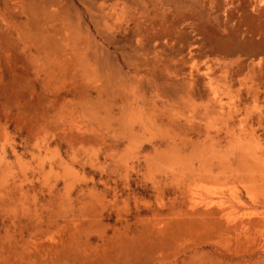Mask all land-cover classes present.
<instances>
[{"label":"rangeland","instance_id":"1","mask_svg":"<svg viewBox=\"0 0 264 264\" xmlns=\"http://www.w3.org/2000/svg\"><path fill=\"white\" fill-rule=\"evenodd\" d=\"M101 1L0 0V264H264V0ZM130 84L174 112L134 142Z\"/></svg>","mask_w":264,"mask_h":264},{"label":"bare ground","instance_id":"2","mask_svg":"<svg viewBox=\"0 0 264 264\" xmlns=\"http://www.w3.org/2000/svg\"><path fill=\"white\" fill-rule=\"evenodd\" d=\"M133 2L137 3V4H141L143 0H132ZM109 2H107V0H102L100 3V7H99V11L105 15H112L114 13H120V12H116V8L113 4H111L109 6ZM107 7L106 9L104 7ZM137 23L139 26H141V21L140 19H137ZM157 38L159 39L160 37L157 36ZM151 42H148L146 44L148 45H152L154 47V49L152 48H147V53L148 55L152 57L153 60V70L154 68L160 63L161 64V69L166 67V62H165V56L162 55L160 52H162V48L160 47L159 49H157V40H155V37H151L149 39ZM181 49H183V45L180 47ZM151 51L153 53H151ZM170 57H175V53H171L169 55ZM174 69H176L175 66H173ZM192 68V67H191ZM190 68V74H192V69ZM210 70L206 67L204 69H202L201 71L198 70V74H201L203 76V79L200 80V78L198 77H192V79L190 81H188V92H190V95L188 96V99L190 100L193 97V94H195L194 88L195 85L198 84V82L200 81V84L202 82V84L205 86L207 94L206 96L208 97V100L205 101V103L202 104L203 107V113H207L209 111H212L214 114H216V116H223V103H224V95L225 93H227L225 90H227V88L230 87V85H226L225 83L221 84L219 83L217 80H215L214 77L210 76ZM174 71H170L168 74L166 73H161L156 75V77L153 79V82L158 85L159 88L165 89L166 91H169L171 89V87H175L176 86V78L174 77ZM208 88V89H207ZM144 91H140V90H136V85L134 84V86H132L131 84L126 86L124 91H123V97L125 99L124 105H132L133 103H137V106H132V108L137 107L136 110L139 112V115H136L134 117H132L131 119H129V123L126 124L125 126V134L128 138H130L131 142L135 141V137L134 136V132H135V126L139 125L143 128H148L151 125H154L155 127L159 128L161 126V124H159V122H163L164 120V115L166 114L168 120L173 121L174 120V116L173 113L170 109L166 108L163 101L161 104L157 103L156 99L154 100L151 97H145V95H143ZM202 95V93H200V96ZM210 95V96H209ZM146 105L148 108L151 109L150 116L148 115H143V106ZM211 105V106H210ZM167 111V113H165ZM233 113L232 111H229L228 115L225 116V119L227 118H232L233 117ZM232 120V119H231ZM230 121V120H229ZM229 121L225 124V128H220V127H216L215 129V133L212 136H209L211 141H220V139L224 136L222 135L221 132L224 131V134L227 135L228 133H230V128L232 125L229 124ZM235 159L237 160V162L241 161V156H237L235 157ZM253 159H255V157H253ZM205 173H209L211 175V172H209L208 170H205ZM240 172L237 171L235 172L236 175H238Z\"/></svg>","mask_w":264,"mask_h":264}]
</instances>
